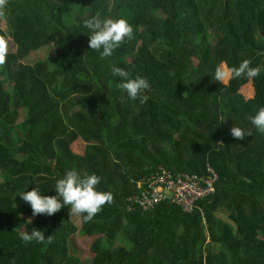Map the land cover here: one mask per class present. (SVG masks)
Wrapping results in <instances>:
<instances>
[{
    "label": "trees",
    "instance_id": "1",
    "mask_svg": "<svg viewBox=\"0 0 264 264\" xmlns=\"http://www.w3.org/2000/svg\"><path fill=\"white\" fill-rule=\"evenodd\" d=\"M98 11L134 32L105 58L83 25ZM7 37L15 49L0 66V264H84L75 234L92 239L88 264H264V133L249 119L264 106V0H8ZM40 48L44 58L25 60ZM245 59L259 76L213 80L221 62ZM113 66L149 81L146 103L118 87ZM180 92L187 100L176 105ZM234 124L252 135L234 139ZM76 138L82 154L71 149ZM206 164L213 190L191 211L168 199L143 210L128 198L158 167L205 184ZM70 169L98 175L113 202L90 222L80 215V226L68 206L33 216L19 195H57ZM33 228L44 243L20 238Z\"/></svg>",
    "mask_w": 264,
    "mask_h": 264
},
{
    "label": "clouds",
    "instance_id": "2",
    "mask_svg": "<svg viewBox=\"0 0 264 264\" xmlns=\"http://www.w3.org/2000/svg\"><path fill=\"white\" fill-rule=\"evenodd\" d=\"M7 3L8 0H0V16L4 15ZM83 25L90 32L89 47L100 52L101 58L111 56L113 51L125 42L126 38L129 40L134 38L132 25L123 17L102 18L98 11L91 18L84 19ZM7 54L8 46L5 40L0 38V66L6 63ZM261 71L260 67H252L251 61L248 59L243 60L239 66L233 67H227L224 62H221L215 69L213 80L224 84L230 78L237 79L246 76L252 79L259 76ZM112 73L122 79L118 87L122 91H126L129 99L132 101L139 99L141 104L148 101V96L142 94L150 87L146 78L140 75L133 78L130 71L118 66L112 67ZM249 119L260 133H264V106L259 107L255 115L250 116ZM230 134L236 140H244L252 135V131L249 129L246 132L234 124L230 129ZM218 143L223 144V141ZM100 180L101 178L95 173L82 176L76 169H70L56 181L54 188L57 195L41 194L35 187L31 191L22 192L19 196L31 206L33 216L41 214L52 216L62 207L68 206L70 215H83L85 222H90L105 204H111L114 200L111 192L97 190ZM45 237L44 232L37 228H33L30 233H20V238L25 243L32 241L44 243ZM52 242V235H48L47 243L51 244Z\"/></svg>",
    "mask_w": 264,
    "mask_h": 264
},
{
    "label": "built area",
    "instance_id": "3",
    "mask_svg": "<svg viewBox=\"0 0 264 264\" xmlns=\"http://www.w3.org/2000/svg\"><path fill=\"white\" fill-rule=\"evenodd\" d=\"M205 170L211 172V177L202 178L198 174H190L158 167L149 175L137 181L138 192L128 198L133 205L143 210H150L162 200L168 199L178 204L184 211H191L197 199L204 197L213 190V180L216 178L212 166L206 164Z\"/></svg>",
    "mask_w": 264,
    "mask_h": 264
},
{
    "label": "rangeland",
    "instance_id": "4",
    "mask_svg": "<svg viewBox=\"0 0 264 264\" xmlns=\"http://www.w3.org/2000/svg\"><path fill=\"white\" fill-rule=\"evenodd\" d=\"M1 25L3 28H5L4 20L2 21ZM5 42L8 46V50L15 49V44L10 37H7ZM50 49H52V48H50ZM50 52H51V54H53V50H51ZM46 55L47 54H46L45 48H40V49L36 50L35 52L30 53L25 60L29 63H33L38 59L44 58ZM227 81L225 83H227ZM240 91L245 98L251 97L253 95V87L251 85V82L249 81L246 84L242 85L240 88ZM186 100H187L186 95L183 92H180L178 94V96L175 98L174 103L176 105H180V104L184 103ZM70 146L74 152L82 154L84 151L85 143L81 138H76L71 143ZM24 206L25 207L28 206V203L24 202ZM71 219L73 220V222L77 226H80L81 222H80L79 216L71 215ZM91 241H92V239L90 237H86V236L81 235V234H75L72 236V242H73V245L76 249V254H77V256H79L82 259V262L84 264H88L91 256L93 255L92 252L90 251Z\"/></svg>",
    "mask_w": 264,
    "mask_h": 264
}]
</instances>
